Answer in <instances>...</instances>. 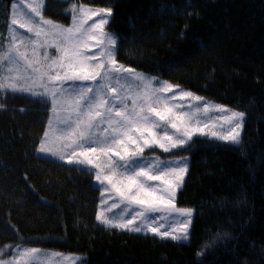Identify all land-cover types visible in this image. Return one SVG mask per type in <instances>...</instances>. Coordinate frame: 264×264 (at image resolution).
<instances>
[{"label": "trees", "instance_id": "trees-1", "mask_svg": "<svg viewBox=\"0 0 264 264\" xmlns=\"http://www.w3.org/2000/svg\"><path fill=\"white\" fill-rule=\"evenodd\" d=\"M113 9L117 60L245 114L242 141L196 137L178 203L189 241L97 221L94 173L38 154L50 103L0 89V253L26 244L86 264H264V0H78ZM14 0H0V45ZM67 1L45 15L68 23ZM1 49V47H0Z\"/></svg>", "mask_w": 264, "mask_h": 264}, {"label": "rangeland", "instance_id": "rangeland-1", "mask_svg": "<svg viewBox=\"0 0 264 264\" xmlns=\"http://www.w3.org/2000/svg\"><path fill=\"white\" fill-rule=\"evenodd\" d=\"M67 1L68 23L48 0H14L0 45V89L50 103L38 154L94 173L97 221L187 242L193 208L178 203L196 137L242 141L245 114L117 60L113 9ZM86 256L26 244L0 264H86Z\"/></svg>", "mask_w": 264, "mask_h": 264}]
</instances>
